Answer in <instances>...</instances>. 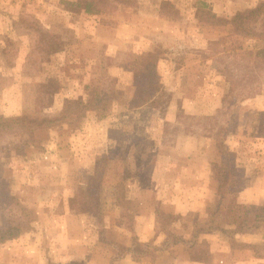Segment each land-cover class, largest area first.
Masks as SVG:
<instances>
[{
	"label": "rangeland",
	"instance_id": "1",
	"mask_svg": "<svg viewBox=\"0 0 264 264\" xmlns=\"http://www.w3.org/2000/svg\"><path fill=\"white\" fill-rule=\"evenodd\" d=\"M260 3L0 0V264H104L98 234L135 252L127 264L264 257L224 235L191 247L195 227L259 213L240 194L264 183V8L248 36L230 20ZM95 96L103 118L67 105ZM95 169L100 213H81ZM67 211L84 218L65 226ZM166 230L187 246L156 250Z\"/></svg>",
	"mask_w": 264,
	"mask_h": 264
},
{
	"label": "trees",
	"instance_id": "2",
	"mask_svg": "<svg viewBox=\"0 0 264 264\" xmlns=\"http://www.w3.org/2000/svg\"><path fill=\"white\" fill-rule=\"evenodd\" d=\"M264 8V3H260L257 5V7L246 10V11H238L234 14V16L231 18L230 23L234 28V31L237 34H241V35H245L248 36L251 34V32H245V30H241L240 32V27L244 26V23H248L250 21H252L254 18L256 17V15H260L263 12ZM84 11L85 13H92L91 12V8L90 5H86L84 7ZM240 32V33H239ZM148 66H151V71H152V67L154 68L155 65L154 64H150ZM147 66V68H148ZM149 70V69H148ZM154 74V72L152 71L150 73V71H146L145 75L147 77H149L150 75L152 76ZM154 92H155V88L154 87H150V92H149V97L145 98V99H141L139 100V106L144 105L146 103H148L151 98L154 97ZM67 105H71L73 109H76L79 111L83 110V111H88L91 112L93 111L94 113L96 112V116L97 117H101L103 118L105 113L104 110L106 109V106L100 102V99L95 97H91L89 101H82V100H78V101H72V102H68ZM66 105V107H67ZM138 106V105H137ZM71 108V107H70ZM69 109V108H67ZM67 110H64L63 113H66ZM98 113V114H97ZM79 116V114H78ZM56 120H59L56 119ZM56 120H49L46 118H42V119H32V120H21V119H13V120H9L8 122L11 123H16V124H20L22 122L27 121V123H31V124H35L38 125L39 127L43 128L45 126L50 125L51 123L55 122ZM4 122L7 121H1L0 120V129L1 127L4 125ZM35 128V126H33ZM102 175L103 173L97 169L94 170V172L90 173V175L87 178V182L83 183V193H81L83 196H85L86 198L83 199L82 195H81V200L77 203L78 204V208L79 211L81 213H94L96 215H98L100 213L99 211V187H100V182L102 180ZM256 209H258L259 213H253V217L251 219V216H244L242 218V220H240L239 222H237V224L235 225L234 230L232 231H227V230H222L221 228H219L218 225H209V226H205V225H201V226H197L195 227V229L192 231V235L194 238H197V236L202 232H210L214 229L219 230V232H222V234L228 238V240H231V242H234V236L236 233L239 232H246V231H256L259 230L261 227L264 226V207H257ZM167 234V237L165 239V241L163 242L162 247L164 249H167L170 244L173 245H177L180 244L182 242V238L178 235H173L170 233V231H165ZM100 240L107 244L109 247L110 245H112V250H111V254H112V262L117 261L118 259L124 257L126 254H134L133 250L131 248H125V247H121L119 245H117L114 242H110V241H106L105 238L102 237V235H99ZM172 239V241H170ZM245 245H242V247ZM141 254H143L141 252Z\"/></svg>",
	"mask_w": 264,
	"mask_h": 264
},
{
	"label": "crops",
	"instance_id": "3",
	"mask_svg": "<svg viewBox=\"0 0 264 264\" xmlns=\"http://www.w3.org/2000/svg\"><path fill=\"white\" fill-rule=\"evenodd\" d=\"M248 190H245L243 191L241 194H240V202L243 203V204H249V205H254V206H258V207H264V183H261L259 181H255L254 180L252 182H250L247 186ZM254 189H256V191H258V194H256V196H254ZM255 191V192H256ZM248 192V194H247ZM81 217V218H84L83 214H75V213H72L71 211H67L65 212L62 216L59 217V222L62 223V221H66V224L65 226H67V222H70V221H77V217ZM62 220V221H61ZM65 223V222H64ZM219 228H221L222 230H227V231H232L234 230L235 228V225L231 226V227H222V226H219ZM152 231L150 229V232L149 234H151ZM190 235V234H189ZM213 235H216V236H220L221 238L223 237V234L222 232H219V230L217 229H214L210 232H205V233H200L197 238H194L193 235H192V240L193 242L191 243V247H195V242H197V239L200 237H211ZM136 236V235H135ZM139 236V235H138ZM181 237V235H180ZM98 238H99V234H98ZM137 238V236H136ZM152 237H150L149 239H146L144 240L143 242H148ZM182 238V242L180 244H177V245H173V244H170V246L167 248V249H164L162 247L163 245V242L165 241L162 240V242L158 245V246H154L156 250L160 251V252H163V253H168L169 251L173 250V248L175 247H179V246H183V247H186L187 246V242H186V238L185 237H181ZM234 238H238L240 239V242H242L241 244L243 245H246L247 247L250 246V247H254L258 244H260V242H264V226L261 227L259 230H256V231H246V232H239V233H236ZM97 238H96V242H97ZM138 241V239H137ZM103 246H105L106 248H108L106 245L107 244H104L101 242L100 238H99V241ZM139 242V241H138ZM190 246V245H189ZM127 248V247H125ZM111 251V248L110 250ZM111 254V252H110ZM132 256L133 254H126L124 257L118 259L117 261H114L112 262V259L111 257L109 258H106L104 260V264H121L122 262L125 261V263H129V261L132 262ZM129 258V260L127 259ZM249 260V264H262L264 263V257H256L254 256V254L252 255V257L250 256L248 258ZM120 262V263H119ZM133 263V262H132ZM188 264H205L204 262H202L201 260L199 261H195L194 262H187Z\"/></svg>",
	"mask_w": 264,
	"mask_h": 264
}]
</instances>
